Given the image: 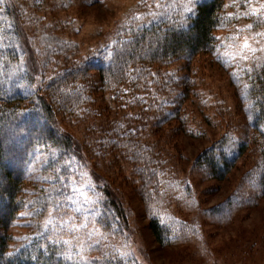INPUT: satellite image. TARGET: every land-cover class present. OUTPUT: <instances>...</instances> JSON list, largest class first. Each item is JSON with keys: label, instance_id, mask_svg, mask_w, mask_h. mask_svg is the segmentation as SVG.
<instances>
[{"label": "rangeland", "instance_id": "1", "mask_svg": "<svg viewBox=\"0 0 264 264\" xmlns=\"http://www.w3.org/2000/svg\"><path fill=\"white\" fill-rule=\"evenodd\" d=\"M203 1L160 0L157 8L156 0H4L0 12L13 32L17 19L25 23L26 43L14 37L17 71L45 89L73 67L111 62L133 32L157 24L185 26L191 17L186 7L196 13ZM253 1L227 2L234 22L218 31L214 55L173 64L139 87L124 86L122 93L101 88L91 107L94 119L58 115L59 125L88 157L90 170L73 157L65 170L48 153L36 156L24 184L25 208L12 228L11 252L58 223L76 263L264 264V197L255 146L223 180L196 165L216 145L229 158L236 156L254 134L247 90L250 74L264 62V19L254 30L250 18L262 10ZM34 89L25 81L22 91L31 97ZM134 155L157 165L162 187L149 204L143 193L155 191L136 175L129 161ZM75 187L84 194L73 192ZM107 187L125 208L126 221L111 230L99 221L109 202ZM60 202L65 207L55 214ZM154 221L162 227L160 241Z\"/></svg>", "mask_w": 264, "mask_h": 264}, {"label": "trees", "instance_id": "2", "mask_svg": "<svg viewBox=\"0 0 264 264\" xmlns=\"http://www.w3.org/2000/svg\"><path fill=\"white\" fill-rule=\"evenodd\" d=\"M228 1L201 2L195 16L185 26L165 27L157 24L133 32L129 40L117 48L111 62L73 67L45 89L40 83H33V79L25 72L17 71L18 52L14 37L21 44L26 43V25L17 19L13 24L14 32L11 31L1 19L3 7L0 9V264L93 263V260L76 263L70 256L74 255L73 251L66 247L70 242L62 238L63 228L58 223L51 225L47 232L35 237L18 251H10L12 228L25 208L22 195L31 164L40 153H48L55 157V164L65 170L69 169L65 163L72 157L90 170L88 157L79 149L75 136L59 125L58 115L78 118L85 115L89 119L93 115L94 119L97 115L91 107L96 94L102 92L101 88L105 93H122L124 86L133 84L132 87H139L155 73L160 74L173 64L193 62L200 56L214 55L218 48V31L234 22L226 12ZM260 3L253 1V5L262 10L259 15L250 18L254 30L255 27H261L264 19V1ZM10 12L7 11L8 14ZM91 72H95L96 76H92ZM25 81L35 87L34 93L30 94L32 98L29 96L32 101L27 105L26 100L30 98L22 91ZM247 91L253 112L254 134L250 143L240 145L238 154L232 158L219 145L213 146L201 154L196 165L210 178L223 180L252 144L259 155L256 171L258 189L264 197V62L250 74ZM127 140L130 141V138ZM133 147L138 148L136 144ZM136 156L129 158L131 164H134L136 175L146 188L155 191V194L149 193V196L143 193L142 201L149 204L154 201L157 189L160 187L161 190L162 187L158 184L157 165L154 166V159L142 157L137 160L134 158ZM50 195L54 196L52 192ZM106 197L109 202L99 221L104 229L111 230L126 221L125 208L118 195L109 187L106 189ZM41 200L46 202L45 198ZM62 206L65 207L63 202L55 204L54 213L59 214ZM151 226L159 241L162 240V227L157 221L152 222Z\"/></svg>", "mask_w": 264, "mask_h": 264}, {"label": "snow or ice", "instance_id": "3", "mask_svg": "<svg viewBox=\"0 0 264 264\" xmlns=\"http://www.w3.org/2000/svg\"><path fill=\"white\" fill-rule=\"evenodd\" d=\"M195 2H198V0H186V4H193V3H195ZM161 6H162V5H161V3H160V0H156V7H157V8H160ZM185 10L188 11L189 13H191V17H189V18H192V17L195 16V13L192 12V9H191V8L186 7ZM153 15H155V14H153ZM136 19H140V18H139V17H136ZM249 28H251V26H249ZM261 35H264V34H261ZM243 47H244L245 49H247V48H248V44L245 43ZM253 51H254V50H253ZM242 58H244V57H242ZM72 191H73V192H79L81 195L84 194L83 191H82V189L79 188V187H75V188H73ZM73 231H75V229H73Z\"/></svg>", "mask_w": 264, "mask_h": 264}]
</instances>
